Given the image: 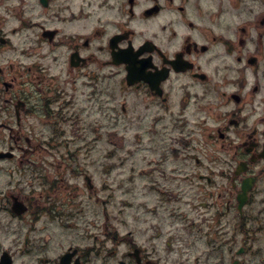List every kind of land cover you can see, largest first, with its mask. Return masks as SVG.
Returning a JSON list of instances; mask_svg holds the SVG:
<instances>
[{"label": "flooded vegetation", "instance_id": "flooded-vegetation-1", "mask_svg": "<svg viewBox=\"0 0 264 264\" xmlns=\"http://www.w3.org/2000/svg\"><path fill=\"white\" fill-rule=\"evenodd\" d=\"M262 184L264 0H0V264H264Z\"/></svg>", "mask_w": 264, "mask_h": 264}, {"label": "rangeland", "instance_id": "rangeland-1", "mask_svg": "<svg viewBox=\"0 0 264 264\" xmlns=\"http://www.w3.org/2000/svg\"><path fill=\"white\" fill-rule=\"evenodd\" d=\"M34 36H35V34H33V32L30 30L25 31L23 34L24 38L25 37H34ZM110 128L111 127H108L107 131ZM106 137H108V138H104V140H102L100 142V146H102L100 153L102 156L99 157V155L97 154V156L94 158L95 160L98 161L97 165H90L89 167L91 168V172L96 174L97 176L102 175L101 172L104 173L103 174V180H104L105 185H104V190H103V198L106 199L104 197L106 195V193H112V198H113L114 204H116V205H114V210H113L112 214H119V215H122L124 218L127 219V215L131 214L132 210H133L130 207V204L134 203V202L132 200H130V197L127 194L122 193L121 191L117 190L115 186L112 187V182H113L112 179L117 178V171L114 170V162H113L114 157L112 154V152L116 149V146L114 144L115 143L117 144V138L112 137L110 134H108ZM123 142L127 143L126 141H123ZM139 165H140V163H139ZM127 170H128V167H127ZM135 176H136V179L139 178L137 172L135 173ZM140 182H141V179H138L137 183H140ZM261 188H262L261 192L258 193L259 202L264 200V184H262ZM131 191L134 194L133 198L135 199V203H142L145 201L144 190L140 186H138V188L135 190H133L131 188ZM261 208H262V210L260 211V213L263 215V223L261 224V226H262L263 230L258 233L257 230L254 229V231H252L251 234L247 233L244 235H235V237L232 239L237 241L236 246H239L240 244H242V240L248 241L249 244L252 245L255 250L258 249V246H264V204H262ZM114 223H118V222L114 221ZM251 224L254 226L253 223H251ZM55 229H56L57 234L61 233V231H62V229H58V228H55ZM121 229L126 230V229H129V227H125V228L122 227ZM180 236L181 237L187 236V233L185 232L184 229L180 230ZM208 239H210L212 241L213 245H217V244L220 245V242L222 241V238L218 237L216 234H214V236H211V238L208 237L207 240ZM200 240H202V241L199 242ZM192 241H193V239H192ZM196 241L197 242L194 244L193 247L190 248L189 252L184 251V254L191 255L192 257H194L195 255L199 254L200 252L205 251V249H206L205 246L207 245V243L205 242V237H203L199 240H196ZM52 243L54 244V246L57 245V242H52Z\"/></svg>", "mask_w": 264, "mask_h": 264}]
</instances>
